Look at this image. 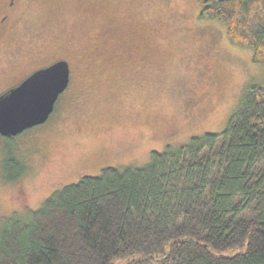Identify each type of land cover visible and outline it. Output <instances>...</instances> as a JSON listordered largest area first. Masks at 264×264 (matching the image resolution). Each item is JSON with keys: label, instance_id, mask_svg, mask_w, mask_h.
<instances>
[{"label": "rangeland", "instance_id": "obj_1", "mask_svg": "<svg viewBox=\"0 0 264 264\" xmlns=\"http://www.w3.org/2000/svg\"><path fill=\"white\" fill-rule=\"evenodd\" d=\"M205 1L21 3L22 51L16 53L9 42L0 50V95L24 74L66 53L73 76L47 123L12 140L0 137V223L14 214L26 219L55 191L85 176H99L108 167H143L153 151L225 130L245 92L264 86V65L253 62L251 48L231 43L225 24L203 14ZM105 18L121 30L142 31L157 64L131 65L126 75H119L107 55L88 65ZM8 152L27 167L15 182L4 178Z\"/></svg>", "mask_w": 264, "mask_h": 264}, {"label": "trees", "instance_id": "obj_2", "mask_svg": "<svg viewBox=\"0 0 264 264\" xmlns=\"http://www.w3.org/2000/svg\"><path fill=\"white\" fill-rule=\"evenodd\" d=\"M203 12L264 65V0H206ZM26 168L5 154L7 182ZM27 214L0 223V264H264V86L221 133L85 176Z\"/></svg>", "mask_w": 264, "mask_h": 264}, {"label": "flooded vegetation", "instance_id": "obj_3", "mask_svg": "<svg viewBox=\"0 0 264 264\" xmlns=\"http://www.w3.org/2000/svg\"><path fill=\"white\" fill-rule=\"evenodd\" d=\"M23 2L24 0H0V50L6 45V42H9L7 45H10L11 47L14 46L17 49L16 53H20L22 51L19 46L21 43L19 33L20 28H22L20 27V7L21 3ZM101 25L102 26L99 30V34L97 35L98 41L94 42V44L96 43V48L94 47L93 50L94 52L96 51V53L94 56L92 54L88 57V61H90L88 62V65L93 63L94 59H99L100 56L107 55V57H109L107 59L108 63L112 61L113 65H115L119 71V75H126L131 65L134 67L136 65L137 68L140 69H148L151 68L153 64H157L158 57H155L157 55L156 51L153 50L152 45H150L142 31H140L138 28L134 27L129 30H121L111 18H105L101 20ZM101 38H103L104 41H100L99 39ZM16 58L17 56H15V59ZM61 60H65L69 63L70 83L66 90L60 94L57 100L58 102L59 99L69 91L72 83L74 63L68 53L63 54L62 56H59L48 63L38 66L31 72L24 74L16 83L12 84L7 90H4L3 92L20 85L34 72L42 68H46ZM56 104L49 119L55 112ZM25 175L26 174L22 175L21 178H24Z\"/></svg>", "mask_w": 264, "mask_h": 264}, {"label": "water", "instance_id": "obj_4", "mask_svg": "<svg viewBox=\"0 0 264 264\" xmlns=\"http://www.w3.org/2000/svg\"><path fill=\"white\" fill-rule=\"evenodd\" d=\"M70 83L65 60L42 68L0 95V135L14 137L47 122Z\"/></svg>", "mask_w": 264, "mask_h": 264}]
</instances>
